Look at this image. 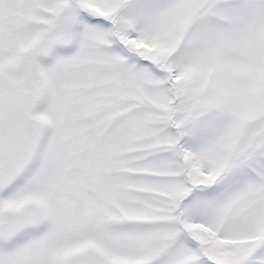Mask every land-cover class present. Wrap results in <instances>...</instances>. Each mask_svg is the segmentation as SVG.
<instances>
[{
  "label": "snow or ice",
  "instance_id": "1",
  "mask_svg": "<svg viewBox=\"0 0 264 264\" xmlns=\"http://www.w3.org/2000/svg\"><path fill=\"white\" fill-rule=\"evenodd\" d=\"M0 264H264V0H0Z\"/></svg>",
  "mask_w": 264,
  "mask_h": 264
}]
</instances>
